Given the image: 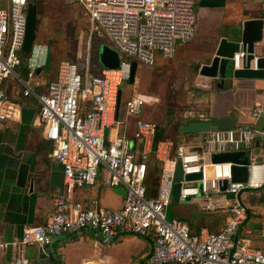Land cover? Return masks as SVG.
Segmentation results:
<instances>
[{
  "label": "built area",
  "instance_id": "1",
  "mask_svg": "<svg viewBox=\"0 0 264 264\" xmlns=\"http://www.w3.org/2000/svg\"><path fill=\"white\" fill-rule=\"evenodd\" d=\"M195 1L77 0L87 13L86 65L80 69L77 63L59 61L54 78L39 93L35 85L47 67L50 47L33 42L28 54L22 52L29 0H9L8 8L0 9V127L11 113L6 83L12 78L21 86L23 97L33 95L39 102L38 121L44 139L51 143V156L62 166L67 194L75 188L93 186L100 176L107 186L124 190L117 210L83 208L68 196L57 198L54 213L45 224L24 226L20 237L9 242L0 237V255L12 251L10 264H24L27 247L44 251L55 240L82 231H90L103 242L120 234L149 237L150 256L132 264H264V236L260 247H252L248 239L238 236L246 216L240 194L262 185L263 165L250 154L246 181L233 182L231 163L205 159L241 149L251 153L253 140L259 134L264 136V131L246 125L207 132L200 141V154L186 153L183 146L172 151L168 141L157 139L156 125L141 119L134 122L132 139L119 133L106 139L103 134L105 128L110 130L116 124L109 117L116 110L119 87L129 81L131 62L151 66L155 55L172 59L177 46L193 36ZM95 39L112 45L119 55L117 68H102L94 74L93 66L91 72L89 56ZM252 56L249 68L257 70L259 58ZM246 57L245 52L235 53L230 59L232 68L241 69ZM20 67L21 74L17 72ZM145 103L137 94L127 99L123 105L125 123L126 117H138ZM251 115L254 120L264 116V103ZM153 165L157 168L155 190L148 184ZM178 166L179 203L226 194L225 207L199 205L205 212L227 210L228 219L221 231H193L180 220L167 219ZM189 175L197 177L188 180Z\"/></svg>",
  "mask_w": 264,
  "mask_h": 264
},
{
  "label": "crops",
  "instance_id": "2",
  "mask_svg": "<svg viewBox=\"0 0 264 264\" xmlns=\"http://www.w3.org/2000/svg\"><path fill=\"white\" fill-rule=\"evenodd\" d=\"M30 1L37 6L38 20L40 7L44 8V17L48 19L47 11L52 8L53 3L62 6L64 1L68 2L67 8L71 12L69 19L77 17L75 30L78 36L83 35L79 19L82 21V14L87 17V13L77 4V0ZM200 1L196 0L194 3V34L186 43L177 46L172 59L165 60L157 55L151 66L137 63L132 85L146 91L134 95L143 97L146 102L144 105L151 107V112L144 119L126 117L125 123L123 107L119 105L118 112L114 111L109 117L116 123L114 128L103 130L106 139L113 138L116 133L132 139L131 132H134L136 119L154 123L157 139L168 141L172 145V151L177 146L191 149L200 147L201 138L221 120L224 121L223 126H233L235 130L247 125L264 131V116L254 120L251 115L258 104L264 103V79H221L199 74L201 66L214 57L220 41H240L237 32L246 20H263L262 39L254 44L253 54L264 59V0H224V4L219 7L201 6ZM8 6L9 0H0V9H7ZM78 6L83 10L79 13L80 18L75 15ZM94 41L98 54L99 47L106 44L97 39ZM51 54V62L53 64L54 61L56 65L54 68L50 67L45 77L39 73L38 83L35 85L37 93L45 90L61 61H56L52 50ZM78 56L81 61V51ZM247 63L250 64L247 59H243L242 67ZM77 65L82 69L81 64ZM97 65L93 67L94 74L102 69L98 62ZM17 72L21 74L22 68ZM147 72L151 74L150 79L147 78ZM159 88L167 91L165 112L161 116L157 114L160 101L154 94ZM6 90L9 95L7 106L11 113L0 127V237L9 242L20 237L24 226L45 224L54 213L56 199L62 196H68L83 208L119 209L124 190L107 186L103 176L98 177L93 186L75 188L67 194L62 166L51 156V143L44 139L38 121L39 102L33 95L23 97L22 88L14 79L7 80ZM130 97L127 96V99ZM263 142L264 136L257 135L252 142L248 160L253 153L264 167ZM6 147L12 155H20L19 159L4 153ZM205 159L210 157L206 156ZM22 163L28 167L27 176L25 183L18 186V165ZM153 172L150 184L155 190L157 168ZM226 199V194L221 192L211 195L208 200H197L191 204L172 201L166 210V215L169 216L167 219L180 220L193 231L206 229L219 232L227 222V210L219 208L205 212L199 209V205L209 203L225 207ZM240 201L246 208V216L238 229V236L248 239L252 247H260L264 236V180L258 188L242 192ZM150 241L149 237L120 234L103 242L90 231H82L78 235H66L55 240L51 249L42 251L40 260L32 259L31 250L26 248L23 259L24 264H132L148 257L151 251ZM49 251L52 258L47 255ZM11 261V249L0 255V264H10Z\"/></svg>",
  "mask_w": 264,
  "mask_h": 264
},
{
  "label": "water",
  "instance_id": "3",
  "mask_svg": "<svg viewBox=\"0 0 264 264\" xmlns=\"http://www.w3.org/2000/svg\"><path fill=\"white\" fill-rule=\"evenodd\" d=\"M224 4V0H201V6L207 7H219ZM36 16H37V6L34 2L30 1L27 4L26 10V31L24 43L22 46V52L28 54L30 48L35 41V28H36ZM262 19H251L243 22L240 31L237 32V38L240 39L239 42L228 43L225 40L220 41L219 46L215 52L213 58H211L208 63L201 66L199 74L208 78H231V79H243V78H260L264 79V59H258V69L253 70L249 68L247 63L241 69L234 70L231 66L230 59L235 53L245 52L247 53L246 59L250 61L253 59V46L255 43L260 42L262 39ZM98 63L102 68L105 69H115L119 65V55L118 53L107 45H101L98 49ZM137 63L131 62L130 78L129 82L132 83L134 80V74L136 70ZM120 105V93L117 97L116 110ZM224 121H217L215 127L211 128V131H226L232 130L233 126L226 127L223 126ZM242 147V146H240ZM241 149V148H240ZM186 153H201L200 147L191 149L185 148ZM4 153L11 155L15 159H19L20 155H12L9 149L4 148ZM248 152L242 149L234 152H225L213 154L210 156V161L213 163H231V181L233 182H245L247 179V166H248ZM27 165H18V186H22L26 181L27 176ZM196 175L186 176V179H194ZM181 179V169L180 166L176 169L175 174V184L172 189V201H177V195L179 193V181ZM51 249V247L49 248ZM27 250H31V258L42 259L43 252L35 247H27ZM33 254V255H32ZM151 254V251H150ZM148 255V257L150 256ZM52 258L51 252L47 254ZM147 257V258H148ZM146 258V259H147ZM145 259V260H146Z\"/></svg>",
  "mask_w": 264,
  "mask_h": 264
},
{
  "label": "rangeland",
  "instance_id": "4",
  "mask_svg": "<svg viewBox=\"0 0 264 264\" xmlns=\"http://www.w3.org/2000/svg\"><path fill=\"white\" fill-rule=\"evenodd\" d=\"M52 8H50L47 13L48 15V19H46L44 17V8L40 7L39 12L38 13L39 16V20L36 18V28H35V41L36 43H46L48 44V46L50 47V55L48 58V64L47 67L41 71L42 76H46L49 73L50 67L54 68L55 67V62L53 61V64L51 62V50L52 53L54 54V58L57 60H62L63 59H69V61L71 62H77L79 64H81L83 67L86 65V63L84 62V58L86 55V43H87V28H86V24H87V19L83 17L82 21L81 19H79V28L80 30H82V36H78V32L75 30V22L77 21V17H75V19L70 20L69 16H70V11H68V2L64 1V4L62 6H57L54 3L52 4ZM57 6V7H56ZM81 6H78L76 9V13L75 15L78 16V18H80V11H83L81 8ZM75 9V8H74ZM81 9V10H79ZM77 25V24H76ZM102 42V41H100ZM108 46L112 47V45L110 43H107ZM113 48V47H112ZM80 51L82 52V59L81 61H79L78 58H80L78 56V54L80 53ZM97 51H96V47H95V41H93L92 43V47H91V52H90V70L92 72V67L93 66H98L97 65ZM158 57L157 55H155V58ZM24 59H26V55H24ZM53 60V59H52ZM54 65V66H53ZM138 65H140V63H138ZM82 71H80L81 73ZM139 71H137L138 73ZM149 73V72H147ZM146 74V73H145ZM150 73L147 74V78L150 79ZM41 76V77H42ZM12 79V78H10ZM147 79V80H148ZM13 80V79H12ZM144 87V86H143ZM134 88V89H133ZM120 91H121V96H120V107L122 108L125 101L127 100V96H131L134 95L135 93L138 92H144L146 90H144L143 88L138 89L136 86L133 87L132 83H130L129 81L126 82L125 84H122L119 87ZM160 90V91H159ZM155 95L159 98L160 104L157 106V114H159L160 116L165 112V103H166V95H167V91H163L162 89H158L157 91H154ZM151 107H147L146 105H143L141 107V111L140 114L138 115V118L144 119V117L146 116V114H148L149 112H151ZM135 116H130L129 118H134ZM136 118V117H135ZM127 130H129V127H127ZM133 133V132H131ZM133 137V134L131 136V138ZM167 218L169 219V216H167Z\"/></svg>",
  "mask_w": 264,
  "mask_h": 264
},
{
  "label": "trees",
  "instance_id": "5",
  "mask_svg": "<svg viewBox=\"0 0 264 264\" xmlns=\"http://www.w3.org/2000/svg\"><path fill=\"white\" fill-rule=\"evenodd\" d=\"M153 170H154V168L152 169V172H153ZM152 172L150 173V177H149V182H148V184H149V186L152 188V190H154V186H152V185L150 184ZM153 173H154V172H153ZM155 183H157V181H156Z\"/></svg>",
  "mask_w": 264,
  "mask_h": 264
},
{
  "label": "bare ground",
  "instance_id": "6",
  "mask_svg": "<svg viewBox=\"0 0 264 264\" xmlns=\"http://www.w3.org/2000/svg\"><path fill=\"white\" fill-rule=\"evenodd\" d=\"M82 15H83L84 18H86V17L84 16V14H82Z\"/></svg>",
  "mask_w": 264,
  "mask_h": 264
}]
</instances>
